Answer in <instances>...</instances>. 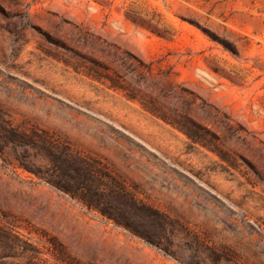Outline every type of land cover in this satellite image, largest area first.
<instances>
[{
    "label": "rangeland",
    "instance_id": "rangeland-1",
    "mask_svg": "<svg viewBox=\"0 0 264 264\" xmlns=\"http://www.w3.org/2000/svg\"><path fill=\"white\" fill-rule=\"evenodd\" d=\"M0 264H264V0H0Z\"/></svg>",
    "mask_w": 264,
    "mask_h": 264
},
{
    "label": "trees",
    "instance_id": "trees-1",
    "mask_svg": "<svg viewBox=\"0 0 264 264\" xmlns=\"http://www.w3.org/2000/svg\"><path fill=\"white\" fill-rule=\"evenodd\" d=\"M64 190L68 191V189H66V188ZM88 206L89 207H93V204L92 203H88Z\"/></svg>",
    "mask_w": 264,
    "mask_h": 264
}]
</instances>
